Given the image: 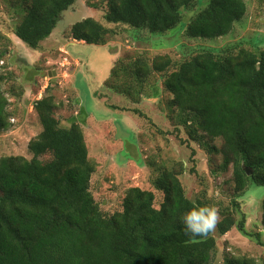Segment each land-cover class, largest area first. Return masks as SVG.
<instances>
[{
	"label": "trees",
	"instance_id": "16d2710c",
	"mask_svg": "<svg viewBox=\"0 0 264 264\" xmlns=\"http://www.w3.org/2000/svg\"><path fill=\"white\" fill-rule=\"evenodd\" d=\"M18 1L23 11L14 35L36 50L77 0ZM196 3L108 0L106 23L84 19L70 28V39L105 46L114 36L111 28L118 25L164 34L176 28L183 11L193 10ZM246 13L244 0H211L193 17L186 35L209 40L229 35ZM154 73H168L163 87L177 112L173 120L191 141L222 140L220 148L205 147L222 156L224 170L233 168L235 190L264 186V49L218 54L203 50L179 63L169 56L149 59L143 54L136 60L119 59L105 86L116 94L143 96L141 88ZM124 76L135 79L136 85L118 84ZM7 107L0 87V133L11 125ZM55 108L52 97L34 103L42 131L29 143L32 160L0 157V264H209L217 249L213 231L192 237L185 235L181 223L187 211L209 204L187 198L181 173L160 171L153 182L163 194L159 206L154 191L134 187L126 194L122 212L104 214L91 192L95 165L81 125L72 121L63 128ZM47 152L52 158L40 160ZM261 222L264 227V200ZM234 227L244 231L245 219L224 213L217 232L224 236ZM226 264L256 261L238 257Z\"/></svg>",
	"mask_w": 264,
	"mask_h": 264
},
{
	"label": "rangeland",
	"instance_id": "374dc122",
	"mask_svg": "<svg viewBox=\"0 0 264 264\" xmlns=\"http://www.w3.org/2000/svg\"><path fill=\"white\" fill-rule=\"evenodd\" d=\"M107 1L77 0L62 13L52 35L33 50L13 35L23 11L21 2L0 0V87L8 99L11 124L0 133V157L33 159L29 143L42 131L34 103L52 97L54 116L63 128H69L72 121L81 125L89 159L95 165L91 192L104 214L122 212L126 194L134 187L154 191L159 206L163 194L154 189L153 182L160 171H176L181 173L179 179L188 199L219 209L217 224L224 213L233 214L238 221L245 219L244 231L234 227L224 236L218 234L216 225L217 249L209 264H226L227 259L238 257L264 264V186L252 185L237 192L233 168L224 170L222 156L209 152L210 146L220 148L222 140L199 144L175 124L177 112L169 105L172 96L163 87L174 68L167 74H152L141 88L143 96L116 94L105 86L119 59L136 60L143 54L149 59L169 56L179 63L203 50L218 54L264 49V0H244V19L229 35L213 40L186 35L193 17L211 1L197 0L194 9L184 10L182 22L167 33L151 35L118 25L111 28L114 36L105 46L69 43L74 24L87 18L106 23ZM9 36L13 42L7 43L4 37ZM117 83L136 85L130 76ZM51 158L47 152L40 160Z\"/></svg>",
	"mask_w": 264,
	"mask_h": 264
},
{
	"label": "clouds",
	"instance_id": "9594fccd",
	"mask_svg": "<svg viewBox=\"0 0 264 264\" xmlns=\"http://www.w3.org/2000/svg\"><path fill=\"white\" fill-rule=\"evenodd\" d=\"M219 220V209L214 205L197 206L181 218L185 235L204 236L215 230Z\"/></svg>",
	"mask_w": 264,
	"mask_h": 264
},
{
	"label": "crops",
	"instance_id": "0c3cea01",
	"mask_svg": "<svg viewBox=\"0 0 264 264\" xmlns=\"http://www.w3.org/2000/svg\"><path fill=\"white\" fill-rule=\"evenodd\" d=\"M13 35H14V33H13ZM11 41L13 40L10 36L8 37ZM13 42V41H12ZM76 42V41H75ZM74 41H70L69 43H71V44H74L75 43ZM76 43H78V44H85L84 42H76ZM75 45V44H74ZM41 96H42V94H41ZM39 100V99H38Z\"/></svg>",
	"mask_w": 264,
	"mask_h": 264
},
{
	"label": "water",
	"instance_id": "95a60500",
	"mask_svg": "<svg viewBox=\"0 0 264 264\" xmlns=\"http://www.w3.org/2000/svg\"><path fill=\"white\" fill-rule=\"evenodd\" d=\"M252 173H251V171H248V175H251Z\"/></svg>",
	"mask_w": 264,
	"mask_h": 264
}]
</instances>
